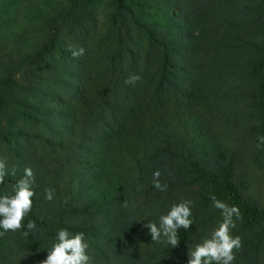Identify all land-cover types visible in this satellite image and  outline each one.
<instances>
[{"label":"trees","instance_id":"1","mask_svg":"<svg viewBox=\"0 0 264 264\" xmlns=\"http://www.w3.org/2000/svg\"><path fill=\"white\" fill-rule=\"evenodd\" d=\"M92 6L0 0V196L35 175L0 264H41L61 229L85 234L91 264H188L222 220L213 195L240 209L233 264H264V0H114L95 50L80 32ZM183 200L193 224L178 246L152 241L145 225Z\"/></svg>","mask_w":264,"mask_h":264},{"label":"clouds","instance_id":"2","mask_svg":"<svg viewBox=\"0 0 264 264\" xmlns=\"http://www.w3.org/2000/svg\"><path fill=\"white\" fill-rule=\"evenodd\" d=\"M71 54L74 58L82 57L85 49L71 48ZM140 80V76L133 74L125 83L135 85ZM261 143H264V137H260ZM17 169H11V175L16 174ZM24 177L14 186L13 195L0 196V237L8 232H17L24 228V219L31 212L33 206L32 197L35 195L32 185L35 183L33 170L24 169ZM9 174L7 164L0 159V184ZM159 170L153 173V187L163 192L167 190L168 185L160 180ZM213 201V207L219 209L222 220L218 227L212 230L209 237H206L201 243L197 244L194 250L189 252L188 264H233L236 259V252L242 247V240L239 236L232 235V229L236 227V220L242 219L240 209L236 206H229L225 202L217 199L214 195L210 197ZM45 199L52 201L54 194L52 189L45 190ZM191 200H183L173 204L170 211L159 217V225L150 222L145 225L150 230L152 241L159 242L165 238L166 243L175 248L179 244V230H189L193 224L191 212ZM127 206V201H125ZM34 221H29L27 231L24 235L35 229ZM89 245L85 240L83 232L70 236L67 229L59 230L57 242L49 248L47 258L41 264H91V257L87 254Z\"/></svg>","mask_w":264,"mask_h":264},{"label":"rangeland","instance_id":"3","mask_svg":"<svg viewBox=\"0 0 264 264\" xmlns=\"http://www.w3.org/2000/svg\"><path fill=\"white\" fill-rule=\"evenodd\" d=\"M113 2L114 0H93L92 7L97 12V21L80 30L91 50L98 49L99 46L104 48L109 45V36L112 35V30L107 22L109 13L114 10ZM19 127H23L22 121L19 122ZM0 145L5 148L8 143L0 141Z\"/></svg>","mask_w":264,"mask_h":264}]
</instances>
